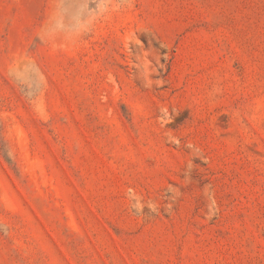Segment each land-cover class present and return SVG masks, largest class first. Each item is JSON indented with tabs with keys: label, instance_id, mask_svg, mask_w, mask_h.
Segmentation results:
<instances>
[{
	"label": "rangeland",
	"instance_id": "obj_1",
	"mask_svg": "<svg viewBox=\"0 0 264 264\" xmlns=\"http://www.w3.org/2000/svg\"><path fill=\"white\" fill-rule=\"evenodd\" d=\"M0 264H264V0H0Z\"/></svg>",
	"mask_w": 264,
	"mask_h": 264
}]
</instances>
